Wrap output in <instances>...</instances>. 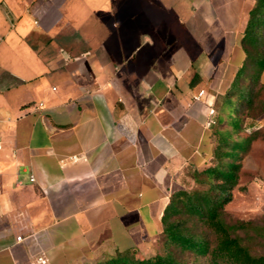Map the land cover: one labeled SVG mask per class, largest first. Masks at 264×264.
Here are the masks:
<instances>
[{
    "label": "crops",
    "instance_id": "1",
    "mask_svg": "<svg viewBox=\"0 0 264 264\" xmlns=\"http://www.w3.org/2000/svg\"><path fill=\"white\" fill-rule=\"evenodd\" d=\"M254 5L0 0V264L155 253L170 194L213 163L206 100L242 65ZM245 128L258 136L235 195L262 215L264 116Z\"/></svg>",
    "mask_w": 264,
    "mask_h": 264
},
{
    "label": "trees",
    "instance_id": "2",
    "mask_svg": "<svg viewBox=\"0 0 264 264\" xmlns=\"http://www.w3.org/2000/svg\"><path fill=\"white\" fill-rule=\"evenodd\" d=\"M241 43L244 61L218 96L210 124L216 140L213 163L193 171L196 188L170 194L155 253L117 249L91 264H264V214L226 218L244 159L258 136L247 133L245 123L264 116V0H255Z\"/></svg>",
    "mask_w": 264,
    "mask_h": 264
},
{
    "label": "rangeland",
    "instance_id": "3",
    "mask_svg": "<svg viewBox=\"0 0 264 264\" xmlns=\"http://www.w3.org/2000/svg\"><path fill=\"white\" fill-rule=\"evenodd\" d=\"M262 152H264V149L258 150L259 155L262 154ZM251 166L253 165L248 158L246 160V167L250 168ZM250 175L251 173L249 174L248 169H246L242 174V183H247ZM190 185L191 186L188 189H194L197 187V184L195 182L191 183ZM256 207V201L254 200L253 196L249 195L247 190L244 191L242 189L240 192H237L236 195L234 191V199L227 205L226 208V218L228 221H233L240 218L249 219L260 216L261 214L257 211Z\"/></svg>",
    "mask_w": 264,
    "mask_h": 264
},
{
    "label": "built area",
    "instance_id": "4",
    "mask_svg": "<svg viewBox=\"0 0 264 264\" xmlns=\"http://www.w3.org/2000/svg\"><path fill=\"white\" fill-rule=\"evenodd\" d=\"M205 94V90H201L199 92V97L203 96ZM206 104H207V108H208V114L210 117L209 122L212 123L214 121V117L216 114V108L214 106V102L210 101V100H206ZM43 102L39 103V106H42ZM2 147V145L0 144V148ZM80 157L79 156H72L71 160L73 161H77L79 160ZM65 162V161H64ZM31 180L34 181L35 178L34 176H31ZM30 264H53L50 257L48 256V254H46L45 252H39L35 255L32 256V258L30 259Z\"/></svg>",
    "mask_w": 264,
    "mask_h": 264
}]
</instances>
